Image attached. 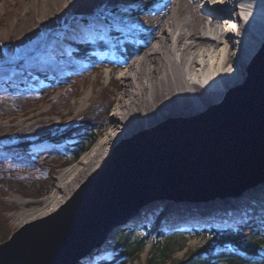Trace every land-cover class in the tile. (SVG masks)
<instances>
[{
    "label": "rangeland",
    "instance_id": "1",
    "mask_svg": "<svg viewBox=\"0 0 264 264\" xmlns=\"http://www.w3.org/2000/svg\"><path fill=\"white\" fill-rule=\"evenodd\" d=\"M68 1L0 0V46H2L0 47V223L5 231H10V237L24 225L39 220L22 224L19 215L40 208L42 200L55 191L60 172L77 163L88 152L75 159L72 152L67 149V146L75 141L73 139L80 132L83 133L82 136L86 141L96 138L90 146L91 149L106 134L105 126L111 121L116 101H113V105L101 117L79 118L78 104L84 96H92L96 102L103 103L110 101L118 94L113 80L108 75L102 79L99 69L103 67L108 73L118 64H124L123 68H125L128 63L142 55L149 46L148 41L150 43L154 41L152 35L155 26H151L148 33L144 32L148 16L159 14L158 17L161 18L162 13L168 16L171 5L176 0H153L154 7L136 17H132L128 9L142 5L146 0H134V2L126 4L122 1H113L108 7H105L104 0H74V8L64 10L62 6H65ZM210 1L212 2V0ZM196 4L200 7L204 6V2L198 1ZM38 10H43L45 12L43 17L48 20V28L43 29V43L46 42L45 37L56 26L62 25L69 28V35L62 42L56 44L57 50L60 51L56 52L68 58L70 70L61 68L54 74L53 64L58 61L52 59L46 49L42 51L44 56L34 58V64L30 66L32 54L36 51V44L31 41L33 38L30 39V35L27 36L28 30L21 29V25L31 22ZM54 17H56L55 20ZM164 20H167V17ZM3 35L5 37H2ZM8 38L11 41L7 40ZM136 40L138 41L137 49L140 48V51L131 55L124 53L125 42L135 43ZM24 43H28L31 51L34 50V52H25L26 50H23ZM262 53H264V42L256 55L257 57L248 66L247 82L240 88L224 93L213 104L218 102H221L220 105L225 104L247 89L249 79L257 64L256 60ZM121 70L122 68L117 67L113 77L117 78L122 73ZM85 73L87 75H84ZM69 79L73 82L68 81ZM20 80H24V83L19 82ZM11 90H14L15 93L10 92ZM61 94L64 96L53 108L56 111L54 124L48 123L46 127H40L34 132H28L26 135L20 134V126L25 122L28 114L51 108V100ZM24 107H29L27 115H24L26 113L23 111ZM211 111H217L216 105L192 118L164 119L146 130H139L129 139L118 143L102 165L90 173L70 193L64 203L47 216L57 214L74 201L84 185L96 173L104 169L121 146H127L137 139L147 137L151 131L157 129L162 130L171 125L197 122ZM45 116L48 118V115ZM85 131L87 132L84 134ZM263 185L264 183L260 186ZM236 197L240 196H233L231 199ZM24 201L31 203L24 205ZM191 202L161 199L146 202L135 210H131L116 222L115 226L79 264H101L104 262L147 264L151 258L150 243L158 232H163L167 237L173 238L176 249L174 257L178 261L184 260L190 250H194L203 243L197 232H201L204 228H213L244 238L251 237L256 233L264 236V227L246 228V224L241 225V223L229 226L211 220L205 221L203 224H194L195 221L188 219L184 223L172 225L173 217L166 212L168 205ZM193 202L197 203V201ZM148 205L155 209V213L149 214L151 218L145 226L142 225L144 224L142 221L145 220L122 222V219L128 214L147 209ZM188 207L190 208V205ZM256 222L261 225V222L264 221H251V223ZM117 232L119 233V242H115ZM126 237H129L131 241L146 240V243L148 242L139 258H119L120 241ZM180 247L183 248L180 249ZM261 255L264 256V247L261 250Z\"/></svg>",
    "mask_w": 264,
    "mask_h": 264
},
{
    "label": "bare ground",
    "instance_id": "2",
    "mask_svg": "<svg viewBox=\"0 0 264 264\" xmlns=\"http://www.w3.org/2000/svg\"><path fill=\"white\" fill-rule=\"evenodd\" d=\"M104 1L105 7L113 1L134 2ZM198 1L176 0L169 15L162 13L161 18L159 14H150L144 32L148 33V29L155 26L154 41H148L149 46L144 53L125 68L124 64H118L108 73L103 67L99 69L102 79L108 75L113 80L118 94L103 103L96 102L92 96H84L78 104L79 118L101 117L116 101L111 121L105 126L107 132L77 163L60 172L55 191L42 200L40 208L19 215L22 224L46 217L60 207L70 193L102 165L118 143L164 119L192 118L203 114L207 108L215 106L213 102L218 101L223 92L240 88L247 82L248 66L264 42V0H212L211 4L206 0L203 7L196 4ZM74 5V0H69L62 8L73 9ZM43 14V10H38L32 21L22 24L21 29L28 30L27 36L33 38L31 41L58 61L53 64L54 74L61 68L70 70L68 58L56 52L59 51L56 44L69 35V28L56 26L45 37L46 42L41 43L43 29L48 28V20ZM28 43H24L25 52L30 51ZM136 51L139 52L140 48ZM117 67L122 68V73L114 78ZM68 81L73 82L71 79ZM19 82L24 83V80ZM10 92L15 93L14 90ZM62 96L64 94L51 100V108L34 111L30 115L27 113L29 107H24V115L28 116L20 126V134L34 132L48 123L54 124L56 111L53 108ZM239 196L211 202L173 203L168 205L166 212L172 215L171 224L174 226L192 219L194 224L212 220L229 226L241 223L246 224V228L260 227L258 222L251 221H264V185ZM29 203L24 201L23 204ZM150 213L154 214L155 209L148 205L147 209L128 214L122 222L145 220L142 221L145 226L150 221Z\"/></svg>",
    "mask_w": 264,
    "mask_h": 264
},
{
    "label": "water",
    "instance_id": "3",
    "mask_svg": "<svg viewBox=\"0 0 264 264\" xmlns=\"http://www.w3.org/2000/svg\"><path fill=\"white\" fill-rule=\"evenodd\" d=\"M263 56L247 89L217 111L121 146L67 207L1 243L0 264H79L122 216L146 202H204L263 184Z\"/></svg>",
    "mask_w": 264,
    "mask_h": 264
},
{
    "label": "trees",
    "instance_id": "4",
    "mask_svg": "<svg viewBox=\"0 0 264 264\" xmlns=\"http://www.w3.org/2000/svg\"><path fill=\"white\" fill-rule=\"evenodd\" d=\"M154 5L153 0H148V2L146 0L144 4L130 7L128 10L132 17H136L146 13ZM35 47V52L34 50L31 51V49L29 51L34 52L30 61L31 65L34 64V58L42 56V47H38V44ZM137 47V40L135 43L126 41L123 50L124 53L131 55L136 52ZM82 135L83 133L80 132L73 139L75 141L67 146V149L72 152L75 159L80 158L84 153L89 151L90 146L96 140V138H92L86 141ZM197 234L201 237L203 243L194 250H190L184 260L178 261L174 257L176 249L174 248L175 243L172 240L173 238L167 237L163 232H158L150 243L152 247L151 258L147 264H264V256L261 255V250L264 247V236L259 233L244 238L233 233L220 232L213 228H204L201 232H197ZM9 237L10 231H5L0 223V244L5 242ZM117 241L119 242V239ZM147 243L146 240L131 241L129 237L124 238L120 241L121 253L119 258H139L144 252ZM101 264L111 263L104 262Z\"/></svg>",
    "mask_w": 264,
    "mask_h": 264
},
{
    "label": "snow or ice",
    "instance_id": "5",
    "mask_svg": "<svg viewBox=\"0 0 264 264\" xmlns=\"http://www.w3.org/2000/svg\"><path fill=\"white\" fill-rule=\"evenodd\" d=\"M0 47H2V46H0ZM260 227H264V222H261Z\"/></svg>",
    "mask_w": 264,
    "mask_h": 264
}]
</instances>
